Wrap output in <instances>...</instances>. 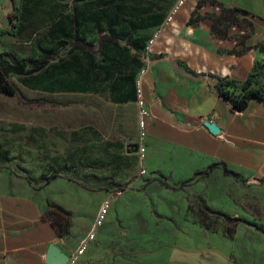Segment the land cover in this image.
<instances>
[{"label":"rangeland","instance_id":"obj_1","mask_svg":"<svg viewBox=\"0 0 264 264\" xmlns=\"http://www.w3.org/2000/svg\"><path fill=\"white\" fill-rule=\"evenodd\" d=\"M175 1L0 0V28L16 23L19 31L0 37V52L16 59L61 53L71 41L65 33L77 30L96 41L111 23L123 33L132 27L134 38L144 41L153 33L149 24L161 21ZM230 7L198 0L191 18L213 22ZM250 30L242 13L228 26L236 40ZM111 54L134 65L131 56ZM76 58L78 67L94 70L89 91L69 90L73 66L65 73L51 62L45 71L20 76L2 62L18 96L0 92V195L27 198L44 211L54 205L69 211L70 231L60 240L69 251L108 202L104 223L79 264H264L261 232L210 212L234 217L228 195L242 206V185L223 171L202 177L163 172L154 159L142 171L130 114L123 119L110 91L117 81L113 75L104 78L85 53Z\"/></svg>","mask_w":264,"mask_h":264},{"label":"crops","instance_id":"obj_2","mask_svg":"<svg viewBox=\"0 0 264 264\" xmlns=\"http://www.w3.org/2000/svg\"><path fill=\"white\" fill-rule=\"evenodd\" d=\"M197 1L187 3L176 15L178 34L168 29L161 35L142 81L153 115L147 160L154 159L163 172L178 169L190 176L214 162L220 165L213 172H224L226 164L227 178L242 185L243 195L242 206L228 195L233 202L230 211L234 217L242 214L264 225V101L251 99L246 109L234 111L217 88L219 78L242 82L256 63H264V0H219L250 11L242 15L251 22V30L240 40L231 32L218 37L207 19L189 23ZM258 85L264 88V68ZM115 104L124 120L130 114L136 141V100ZM206 121L216 123L220 132L213 133ZM61 239L45 219L44 206L0 195V264H47L52 243L69 255L73 250H66Z\"/></svg>","mask_w":264,"mask_h":264},{"label":"trees","instance_id":"obj_3","mask_svg":"<svg viewBox=\"0 0 264 264\" xmlns=\"http://www.w3.org/2000/svg\"><path fill=\"white\" fill-rule=\"evenodd\" d=\"M168 12H166L163 19L158 23L154 22L149 24L153 27V33L164 22ZM239 13L248 14L250 11L238 6H233L230 7V12L226 15L213 19L212 30L214 34L218 37L228 36V26L232 20L236 19L237 14ZM223 20H226L225 23H223ZM196 21H198V19L191 18L189 23L193 24L196 23ZM249 23L251 24L250 21ZM74 24H79L77 19H75ZM17 26L18 25L15 23L12 27L1 28L0 37L5 34L17 36L19 33ZM153 33L148 39L143 41L134 38L132 27L131 29L129 28L128 33H123L122 31L117 30L115 25L111 23L108 29L101 30L98 33L96 41L87 40L77 30H75V33L72 36L65 33L66 36L71 37V41L61 53H48L40 58L16 59L8 52H0V92L15 97L18 96V88L9 79V74L2 66V62L4 61L8 64L11 72L20 76H30L45 71L52 64L51 62H53L58 68H65V73H70V66H73L74 68H77L75 71L76 77L72 81L73 86L70 87L69 90L89 91L94 81V70L78 67L79 61L76 58V53L83 52L89 58L90 63H95L105 72L104 78H108L111 75L114 76L113 81L115 83L117 81V83L111 87L110 91L114 93L115 102L136 100L137 75L145 64V48ZM262 46L264 47V45ZM112 51L122 54L121 56H123V60H125V56H131L132 60L135 61L134 65L124 61L120 62V57L112 55ZM98 60H100L101 63H97ZM263 68L264 63H256L253 71L249 74L247 79L242 82H238L233 78H219L217 83L219 94L228 99L234 111H242L246 109L251 99H260L264 101V88L258 85V76ZM219 165V162H214L210 164L207 169L198 171L196 174L209 175L213 173ZM223 165L224 174H228L229 170L226 167V164ZM159 182L169 187L168 184L163 183L161 180H159ZM206 210L209 209L206 207ZM210 212L222 216L229 224L235 225L242 222L254 227L264 234V225L262 223L249 221L239 216L233 217L215 210H210ZM44 216L45 219L53 225L59 235H63L70 231L71 216L69 211L64 210L60 206L54 205L53 209L49 208L44 211ZM226 232L227 234H230L228 230Z\"/></svg>","mask_w":264,"mask_h":264},{"label":"built area","instance_id":"obj_4","mask_svg":"<svg viewBox=\"0 0 264 264\" xmlns=\"http://www.w3.org/2000/svg\"><path fill=\"white\" fill-rule=\"evenodd\" d=\"M196 0H176L169 10L164 22L155 30L152 37L147 42L145 52H144V66L140 69L137 75V98L136 103L138 106L137 117H138V133L136 137V145H137V158L139 161V165L142 171L146 169L147 163V139L149 135V126L150 122L153 118L152 112L147 105L144 93L142 89V81L145 73L148 71L151 65V55L154 52L155 44L161 38V35L166 30H170L172 34H178V28L175 27L174 22L176 15L179 13L183 7L186 6L189 2H194ZM195 10V6L191 8V13ZM109 205L108 202L103 203L100 207L98 215L95 219V222L86 235L84 239L80 241V244L69 254V259L66 264H79L81 258L86 253L88 245L91 241H93L98 233L99 227L104 223L105 216L107 214Z\"/></svg>","mask_w":264,"mask_h":264},{"label":"water","instance_id":"obj_5","mask_svg":"<svg viewBox=\"0 0 264 264\" xmlns=\"http://www.w3.org/2000/svg\"><path fill=\"white\" fill-rule=\"evenodd\" d=\"M205 125L213 132L219 133L220 128L213 121H206ZM69 259V255L65 253L61 248H59L54 243L50 244L48 247L45 262L47 264H66Z\"/></svg>","mask_w":264,"mask_h":264}]
</instances>
